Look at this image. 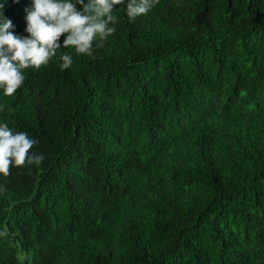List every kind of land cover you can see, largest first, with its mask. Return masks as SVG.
I'll return each instance as SVG.
<instances>
[{"label": "trees", "instance_id": "16d2710c", "mask_svg": "<svg viewBox=\"0 0 264 264\" xmlns=\"http://www.w3.org/2000/svg\"><path fill=\"white\" fill-rule=\"evenodd\" d=\"M27 4L4 7L21 34ZM113 11L0 93L44 154L0 175V264H264V0Z\"/></svg>", "mask_w": 264, "mask_h": 264}, {"label": "clouds", "instance_id": "9594fccd", "mask_svg": "<svg viewBox=\"0 0 264 264\" xmlns=\"http://www.w3.org/2000/svg\"><path fill=\"white\" fill-rule=\"evenodd\" d=\"M9 0H0V93L9 95L23 83L22 69L46 64L58 48L72 46L77 53L91 52L115 31L117 15L113 9L121 0H30L24 7V33L6 16ZM129 18L146 13L155 0H123ZM62 40L60 39L61 34ZM61 67L72 63L69 51L60 54ZM3 105H0L2 108ZM35 137L10 127L0 120V175H7L10 165L39 164L42 152L30 150ZM5 186L0 184V192ZM23 260L24 253H18Z\"/></svg>", "mask_w": 264, "mask_h": 264}]
</instances>
